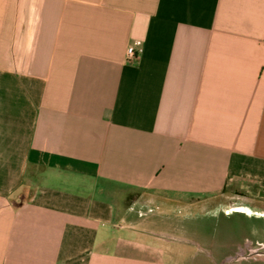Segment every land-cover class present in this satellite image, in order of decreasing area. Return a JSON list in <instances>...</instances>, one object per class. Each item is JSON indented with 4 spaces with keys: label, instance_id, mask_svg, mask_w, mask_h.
<instances>
[{
    "label": "crops",
    "instance_id": "obj_1",
    "mask_svg": "<svg viewBox=\"0 0 264 264\" xmlns=\"http://www.w3.org/2000/svg\"><path fill=\"white\" fill-rule=\"evenodd\" d=\"M241 185L264 247V0H0V264H199L152 217Z\"/></svg>",
    "mask_w": 264,
    "mask_h": 264
},
{
    "label": "rangeland",
    "instance_id": "obj_2",
    "mask_svg": "<svg viewBox=\"0 0 264 264\" xmlns=\"http://www.w3.org/2000/svg\"><path fill=\"white\" fill-rule=\"evenodd\" d=\"M227 191L230 193H225L221 197L220 195L205 197L189 202L187 207H182L179 211L172 206L169 210L164 209L165 216L157 214L152 217L156 228L164 226L171 230L167 236L170 239L179 240L181 245L178 244L179 242L170 243L173 246L180 245L187 255L194 249L197 258L202 259L199 264H264V254L247 256L249 251L262 250L264 247L256 243L248 245L242 231L237 232L236 239L232 232L231 215L235 207L228 204L232 201L228 198L245 197L242 194L245 192L244 185L232 187ZM120 202L121 199L117 201V206L120 204L122 206ZM240 209L236 207L237 211ZM188 257L187 259L190 260L191 258Z\"/></svg>",
    "mask_w": 264,
    "mask_h": 264
},
{
    "label": "flooded vegetation",
    "instance_id": "obj_3",
    "mask_svg": "<svg viewBox=\"0 0 264 264\" xmlns=\"http://www.w3.org/2000/svg\"><path fill=\"white\" fill-rule=\"evenodd\" d=\"M221 196H224V194H220V196L219 197H221ZM221 199V198H220ZM228 199H231L232 201L231 202H228V204L229 205H232L233 207H240L241 209L240 210H244V208L243 207H245V206H247V205H251L250 204V201L248 200V199H246L245 197H242V198H228ZM243 208V209H242ZM234 210V209H233ZM232 210V211H233ZM257 250H260V249H255V250H251V251H249V252H253V251H257ZM263 250V249H262ZM257 255V254H259V253H252V254H250V255ZM247 256H248V253H247Z\"/></svg>",
    "mask_w": 264,
    "mask_h": 264
},
{
    "label": "built area",
    "instance_id": "obj_4",
    "mask_svg": "<svg viewBox=\"0 0 264 264\" xmlns=\"http://www.w3.org/2000/svg\"><path fill=\"white\" fill-rule=\"evenodd\" d=\"M126 55H127V58H129V59H133V58L136 57V53H135V50H134V46L133 45H129L126 48Z\"/></svg>",
    "mask_w": 264,
    "mask_h": 264
},
{
    "label": "water",
    "instance_id": "obj_5",
    "mask_svg": "<svg viewBox=\"0 0 264 264\" xmlns=\"http://www.w3.org/2000/svg\"><path fill=\"white\" fill-rule=\"evenodd\" d=\"M252 253H259V254H264V249L263 250H257L253 251ZM251 252H248V255L252 254Z\"/></svg>",
    "mask_w": 264,
    "mask_h": 264
}]
</instances>
